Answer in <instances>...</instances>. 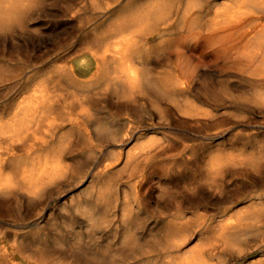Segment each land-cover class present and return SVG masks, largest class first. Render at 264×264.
<instances>
[{
  "label": "rangeland",
  "instance_id": "obj_1",
  "mask_svg": "<svg viewBox=\"0 0 264 264\" xmlns=\"http://www.w3.org/2000/svg\"><path fill=\"white\" fill-rule=\"evenodd\" d=\"M183 1L26 0L22 22L0 31V115L40 77L64 107L52 183L35 200L0 192V264H89L83 248L112 250L114 264H264V15L197 0L207 14L183 18ZM162 2L168 13L146 14ZM123 39L136 44L128 70L102 62ZM84 54L88 74L60 72ZM72 101L84 115L68 114ZM7 147L0 139V158Z\"/></svg>",
  "mask_w": 264,
  "mask_h": 264
},
{
  "label": "bare ground",
  "instance_id": "obj_2",
  "mask_svg": "<svg viewBox=\"0 0 264 264\" xmlns=\"http://www.w3.org/2000/svg\"><path fill=\"white\" fill-rule=\"evenodd\" d=\"M26 0H0V31L10 29L15 23H21L25 17V12L22 11L24 2ZM160 1V0H159ZM94 2V1H93ZM184 2V1H183ZM239 8H259L261 14L264 15V0H240L237 2ZM92 3H90L91 5ZM109 4V3H108ZM112 4V3H111ZM109 4V6H111ZM122 5V4H121ZM106 6V5H105ZM145 6V5H144ZM149 6V5H148ZM147 6V7H148ZM175 6V5H174ZM222 6V5H221ZM233 4H226L220 9L222 12H226L232 8ZM168 3L162 2L159 4L150 5L146 10V14H164L168 10ZM116 8V7H115ZM36 9V8H35ZM67 9V8H66ZM64 9V12L66 11ZM108 9V8H107ZM138 7L135 6L132 10L133 15L138 18L140 14L136 13ZM69 10V8H68ZM103 10V8H102ZM76 11V10H75ZM81 11V8H80ZM79 11V12H80ZM182 17H193L196 15L207 14L206 7L200 5L197 0H185L181 9ZM66 13V12H65ZM168 13V12H167ZM172 13L169 11V14ZM66 15V14H65ZM35 16V15H34ZM256 16V15H255ZM32 17V16H31ZM160 17V16H159ZM245 17V16H244ZM259 17V16H258ZM139 20V19H138ZM155 20V19H154ZM36 21V20H33ZM79 21V20H78ZM52 22V21H50ZM80 22V21H79ZM27 23V21H26ZM82 23V22H81ZM155 23V22H154ZM160 23V21H159ZM46 24V23H45ZM78 24V23H77ZM84 24V23H83ZM182 24V23H181ZM203 24V23H202ZM20 25V24H19ZM33 25V24H32ZM112 25V24H111ZM164 25V24H163ZM184 25V24H183ZM236 25V24H235ZM244 25V22H243ZM155 26V25H154ZM187 27V25L185 26ZM156 28V27H155ZM93 30V29H92ZM30 31V30H28ZM114 31V30H113ZM137 31V30H136ZM246 31V30H245ZM105 32V31H103ZM102 32V33H103ZM148 32V31H147ZM179 32V31H178ZM30 33V32H28ZM25 34V33H24ZM238 34V33H237ZM21 35V34H20ZM29 35V34H28ZM34 35V34H33ZM32 35V37H33ZM111 35V34H110ZM144 35V34H143ZM146 35V34H145ZM12 36V35H11ZM25 36V35H24ZM98 36V35H97ZM26 37V36H25ZM35 37V36H34ZM107 37V35H106ZM141 37V36H140ZM166 38V37H165ZM164 38V39H165ZM5 39V37H4ZM36 39V38H35ZM96 39V38H95ZM123 44L118 47L116 54L102 58V62L105 64L112 63L118 66L121 70H128L132 66L136 65L137 59L133 57L132 50L135 49L136 44L129 42V40L123 39ZM201 41V40H200ZM212 41V40H211ZM30 42V41H29ZM102 42V41H101ZM244 43L246 41H243ZM98 43V42H97ZM119 43H121L119 41ZM208 43V42H206ZM236 44V43H235ZM104 45V44H103ZM152 45V44H151ZM155 45V44H154ZM234 45V44H233ZM232 45V46H233ZM69 46V45H68ZM235 46V45H234ZM245 46V45H244ZM243 46V47H244ZM111 47V46H110ZM141 47V46H140ZM203 47V46H202ZM242 47V48H243ZM90 48V47H89ZM232 48V47H231ZM93 49V48H92ZM96 49V48H95ZM106 49V48H105ZM111 50V49H110ZM109 50V51H110ZM174 50V49H173ZM202 50V49H201ZM230 50V49H229ZM236 50V49H235ZM42 51V50H41ZM40 51V52H41ZM242 51V50H241ZM253 51V50H252ZM75 52V51H74ZM73 52V53H74ZM78 52V51H77ZM96 50L94 51V53ZM111 52V51H110ZM113 52V51H112ZM33 53V52H32ZM166 53V52H165ZM227 54V53H226ZM233 54V53H232ZM71 55V54H70ZM250 55V54H249ZM45 56V55H44ZM78 56V55H77ZM109 57V58H108ZM174 57V56H173ZM226 57V56H225ZM26 58V57H25ZM36 59V58H35ZM45 59V57H44ZM37 60V59H36ZM43 60V59H42ZM68 60V58H67ZM92 58L88 55H81L76 58L74 64L64 65L60 68V72L72 73L77 78L83 77L88 74L92 69ZM162 60V59H161ZM255 60V59H254ZM191 61V60H190ZM235 62V61H234ZM229 63V62H228ZM236 63V62H235ZM181 64V63H180ZM231 65V64H230ZM61 66V65H60ZM232 66V65H231ZM8 68V67H7ZM10 68V67H9ZM8 68V69H9ZM202 70V69H201ZM50 71V70H49ZM130 71V70H129ZM232 72V71H231ZM115 74V73H114ZM96 74H93V76ZM41 76V75H39ZM51 76V75H50ZM117 76V75H116ZM115 76V77H116ZM193 79V78H192ZM49 80V78H48ZM54 80V79H53ZM119 80V79H118ZM217 80V79H216ZM50 82V81H49ZM37 88L33 90V93L22 101H18L14 106L10 107L7 111L1 112L0 115V139L1 143H6L8 147L1 152L0 158V192L10 193L17 192L19 190H26L31 199L36 198L39 192L48 187L53 176L58 175L56 165H53L52 155L49 150V138L52 136V127L55 126L56 121L59 120L58 116L63 105L60 104V99H55L49 95V90L42 87L45 86V79L41 78L36 81ZM55 84V83H54ZM63 85V84H62ZM17 86V85H16ZM199 86V85H198ZM227 86V85H226ZM56 88V87H55ZM66 88V87H65ZM107 88V87H106ZM200 88V87H199ZM234 89V88H233ZM50 91H52L50 89ZM56 91V90H55ZM71 90L69 91V93ZM100 92V91H99ZM218 92V91H217ZM244 92V91H243ZM52 93V92H51ZM87 93V92H86ZM98 93V92H97ZM56 94V93H55ZM71 95V94H70ZM73 96V95H71ZM211 96V95H210ZM217 96V95H216ZM88 97V96H87ZM126 97V96H125ZM218 97V96H217ZM72 98V97H71ZM90 98V97H89ZM127 98V97H126ZM209 98V97H208ZM87 99V98H86ZM179 99V98H178ZM207 99V98H206ZM127 100V99H126ZM3 102V101H2ZM72 110L68 114L73 116L78 114L82 116L85 114V110L82 107V103L72 101ZM135 105V104H134ZM176 105V104H175ZM74 108V109H73ZM254 108V107H253ZM5 109V110H6ZM258 109V108H257ZM159 113V112H158ZM220 117V116H219ZM211 129V127H210ZM102 132V131H101ZM151 132V131H150ZM185 132V131H184ZM136 133V132H135ZM188 133V132H187ZM102 134V133H99ZM203 137V136H202ZM135 138V137H134ZM74 139V138H73ZM198 140V139H197ZM133 141V140H132ZM138 141V140H137ZM91 142V141H90ZM131 144V143H130ZM143 145V144H142ZM150 146V145H149ZM160 146V145H159ZM62 147H60L61 149ZM115 149V148H114ZM24 150L25 155L17 157L16 151ZM149 150V149H148ZM109 151V150H108ZM145 153V152H144ZM147 153V152H146ZM111 155V154H110ZM17 158V160H16ZM90 159V158H89ZM108 160V159H107ZM137 160V159H136ZM105 162V160H104ZM132 162V161H131ZM59 163V162H58ZM60 164V163H59ZM86 164V163H85ZM104 164V163H103ZM132 164V163H131ZM83 165V164H82ZM133 165V164H132ZM131 165V166H132ZM223 165V164H222ZM244 165V164H243ZM257 165V164H256ZM242 166V165H240ZM128 167V166H127ZM95 168V167H94ZM126 168V167H124ZM81 169V168H80ZM128 169V168H126ZM131 169V168H130ZM129 169V170H130ZM253 169V168H252ZM82 170V169H81ZM132 171V170H131ZM127 172V171H126ZM162 172V171H161ZM254 172V171H253ZM123 173V172H122ZM162 174V173H161ZM121 175V174H120ZM118 177V176H117ZM59 178V177H58ZM63 180V179H61ZM58 181V180H57ZM116 181V180H115ZM196 181V180H195ZM229 181V180H228ZM88 182V180H87ZM52 183V182H51ZM106 183V182H105ZM162 183V182H161ZM192 183V182H191ZM212 183V182H211ZM84 184V183H83ZM109 184V183H108ZM118 184V183H117ZM175 184V183H174ZM213 184V183H212ZM259 184V183H258ZM82 185V184H81ZM240 185V184H239ZM52 186V184H51ZM50 186V187H51ZM54 187V186H53ZM150 187V186H149ZM184 187V186H182ZM220 187V185H219ZM261 187V186H260ZM70 188V187H69ZM171 189V187L169 186ZM190 188V187H189ZM239 188V187H238ZM49 189V188H48ZM65 190V189H64ZM129 191V190H128ZM144 191V190H143ZM162 191V190H161ZM189 191V189H188ZM221 191V190H220ZM47 192V191H46ZM158 192V191H156ZM172 192V191H171ZM184 192V191H183ZM125 193V192H124ZM161 193V192H160ZM231 193V192H230ZM22 194V192H21ZM145 194V193H144ZM220 194V193H219ZM10 196V195H8ZM158 196V195H157ZM210 196V195H209ZM29 197V198H30ZM168 197V196H166ZM165 197V198H166ZM1 198V197H0ZM38 198V197H37ZM126 198V197H125ZM44 199V198H43ZM157 199V198H156ZM197 199V198H196ZM206 199V194L203 200ZM29 200V199H28ZM38 200V199H37ZM40 200H42L40 198ZM177 201L176 199H174ZM260 200V199H259ZM167 201V200H166ZM197 200L187 198V203L194 205ZM18 202V201H17ZM92 202V201H91ZM108 202V201H107ZM153 202V201H152ZM180 202V201H179ZM36 203V202H35ZM181 203V202H180ZM179 203V204H180ZM206 203V202H204ZM103 204V203H102ZM131 204V203H130ZM155 204V203H154ZM183 204V203H182ZM16 205V204H15ZM101 205V204H99ZM108 206V205H107ZM166 207V206H165ZM182 207V205H181ZM185 207V206H184ZM110 208V207H109ZM171 203L168 204V209L173 214H178L175 224L177 226L183 225L184 217L186 215L181 212V209L177 211L172 210ZM15 210V209H14ZM78 210V209H77ZM133 210V209H132ZM205 210V209H203ZM126 211V210H125ZM207 211V210H206ZM55 213V212H54ZM62 213V212H61ZM210 213V212H209ZM6 214V213H5ZM161 214V213H160ZM19 215V214H18ZM17 215V216H18ZM44 215V214H43ZM162 215V214H161ZM20 216V215H19ZM49 216V215H48ZM190 216V215H189ZM140 217V216H138ZM90 218V217H89ZM92 218V217H91ZM219 218V217H218ZM52 219V218H51ZM150 219V218H149ZM230 219V218H229ZM91 220V219H90ZM131 220V219H130ZM148 220V219H147ZM189 220V219H188ZM80 221V220H79ZM124 221V220H123ZM135 221V220H134ZM143 221V220H141ZM11 222V221H10ZM82 222V221H81ZM43 223V222H42ZM85 223V222H84ZM91 223V222H90ZM93 223V221H92ZM139 222L137 221V224ZM142 223V222H141ZM145 223V222H144ZM196 223V222H195ZM109 224V223H108ZM73 225V224H72ZM85 225V224H84ZM219 225V224H218ZM17 226V225H16ZM56 226V225H55ZM58 226V225H57ZM66 226V225H65ZM150 226V225H149ZM127 227V226H126ZM125 227V229H126ZM63 228V227H62ZM138 228V227H137ZM144 229V228H143ZM94 231V230H93ZM92 231V232H93ZM126 231V230H125ZM130 231V229H129ZM57 232V231H56ZM147 232V231H146ZM129 233V232H128ZM131 234V233H129ZM149 234V233H148ZM79 235V234H78ZM142 235V234H141ZM145 235V234H143ZM218 236V235H217ZM222 236V235H221ZM75 237H77L75 235ZM97 237V236H96ZM100 238V236H99ZM213 238V237H212ZM101 239V238H100ZM133 239V237H132ZM147 239V238H146ZM145 239V240H146ZM177 239V238H176ZM230 239V238H229ZM234 239V238H233ZM239 239V238H238ZM87 240V239H86ZM151 240V239H150ZM237 241V239H235ZM240 240V239H239ZM98 241V240H97ZM140 241V240H139ZM147 241V240H146ZM178 246L181 248L185 242V237H179L177 239ZM113 242V241H112ZM169 242V241H168ZM233 242V241H232ZM29 243V242H28ZM159 243V242H158ZM101 244V243H100ZM218 243H216L217 246ZM70 245V244H69ZM109 245V243H108ZM111 245V244H110ZM139 243L137 240H133L129 246V251L138 249ZM169 245V244H167ZM177 245V244H176ZM47 247V246H46ZM73 247V246H71ZM86 247V246H85ZM109 246H107L108 248ZM137 247V248H136ZM140 247V246H139ZM112 248V247H111ZM188 248V247H187ZM200 248V247H199ZM243 248V247H242ZM113 249V248H112ZM159 249V248H158ZM171 249V247H170ZM78 250V249H77ZM122 250V249H121ZM139 250V249H138ZM192 250V249H191ZM198 250V249H197ZM244 250V249H243ZM165 252V251H164ZM193 252V251H192ZM74 253V252H73ZM183 253V252H182ZM66 254V253H65ZM118 254V253H117ZM120 254H127V252H121ZM72 255V254H71ZM79 257L89 264H114V257L116 254L112 250H98L94 248H83L79 252ZM149 255V254H148ZM72 257V256H71ZM118 257V256H117ZM175 257V256H174ZM123 258V257H122ZM177 258V257H176ZM60 259V258H59ZM129 259V257H128ZM130 260V259H129ZM175 260V259H174ZM183 260V259H182ZM263 260V259H262ZM1 261V260H0ZM177 262V261H176ZM182 264H203L198 255H193L185 258ZM135 263V262H134ZM164 263V262H163ZM4 264V263H3ZM126 264V263H125ZM251 264V263H250Z\"/></svg>",
  "mask_w": 264,
  "mask_h": 264
}]
</instances>
